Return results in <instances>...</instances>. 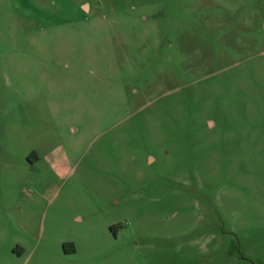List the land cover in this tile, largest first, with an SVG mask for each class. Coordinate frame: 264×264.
Instances as JSON below:
<instances>
[{
  "label": "rangeland",
  "instance_id": "rangeland-1",
  "mask_svg": "<svg viewBox=\"0 0 264 264\" xmlns=\"http://www.w3.org/2000/svg\"><path fill=\"white\" fill-rule=\"evenodd\" d=\"M0 264H264V0H0Z\"/></svg>",
  "mask_w": 264,
  "mask_h": 264
}]
</instances>
